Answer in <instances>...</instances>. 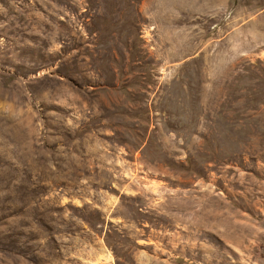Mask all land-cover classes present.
Returning <instances> with one entry per match:
<instances>
[{
    "label": "rangeland",
    "instance_id": "obj_1",
    "mask_svg": "<svg viewBox=\"0 0 264 264\" xmlns=\"http://www.w3.org/2000/svg\"><path fill=\"white\" fill-rule=\"evenodd\" d=\"M0 264H264V0H0Z\"/></svg>",
    "mask_w": 264,
    "mask_h": 264
}]
</instances>
